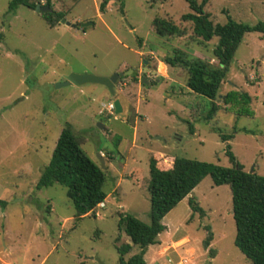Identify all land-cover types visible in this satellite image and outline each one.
Listing matches in <instances>:
<instances>
[{
	"label": "rangeland",
	"instance_id": "374dc122",
	"mask_svg": "<svg viewBox=\"0 0 264 264\" xmlns=\"http://www.w3.org/2000/svg\"><path fill=\"white\" fill-rule=\"evenodd\" d=\"M11 1L0 0V258L14 264H120L116 240L130 243L120 216L151 223L153 154L231 168L230 145L246 172L264 175V35H245L215 101L219 111L208 120L213 101L187 87L185 69L164 62L185 51L218 65V39L203 44L193 36V24L182 21L192 13L187 0H109L104 12L105 0H53L54 10L76 25L54 28L35 10L10 13ZM205 10L215 25L230 19L264 23V0H208ZM156 18L173 20L187 34L158 36ZM85 23L93 26L84 29ZM129 72L116 85V97L99 84L58 87L71 74L110 78ZM229 94L249 97L244 111L223 101ZM116 100L123 113L110 115L103 105ZM66 124L101 167L102 155L108 177L106 207L76 226L67 188L36 187ZM190 197L204 214L193 212L187 198L165 217L167 231L157 244L169 242L162 250L168 256L160 264H252L235 245L230 186L217 187L208 176ZM209 229L213 254L204 244ZM156 250H146L147 264ZM140 253L133 247L125 260Z\"/></svg>",
	"mask_w": 264,
	"mask_h": 264
},
{
	"label": "trees",
	"instance_id": "16d2710c",
	"mask_svg": "<svg viewBox=\"0 0 264 264\" xmlns=\"http://www.w3.org/2000/svg\"><path fill=\"white\" fill-rule=\"evenodd\" d=\"M108 1L102 3V12L105 11ZM187 2L192 13L182 16V21L193 24V36L203 44L218 39V44L213 50V59L218 65L190 57L185 51H176L164 62L170 67L185 69L188 73L187 87L193 93L213 101L207 118L212 120L219 111L215 101L221 96L222 84L227 79L231 62L240 44L248 33L258 32L264 35V23L249 26L230 19L225 25H215L211 15L205 10L208 0H203L201 3L197 0H187ZM40 3L41 0H12L9 12L15 13L20 7L35 10ZM47 5L53 9V13L42 15L48 25L54 28L65 19L66 14L54 10L53 0H47ZM153 25L157 35L161 37H184L187 34L173 20L156 18ZM223 99L226 104L238 103L243 107L242 111L245 110L243 105L249 104V97L245 94L238 98L229 94ZM222 138L228 142L231 136H222ZM226 153L232 163L231 168L159 153L153 154L150 161L149 187L151 223L148 225L133 215L120 216V231H124L130 239V243L120 245L118 243L121 242V237L116 240L120 264H147L144 258L146 250L149 246L156 245L159 236L167 231L163 220L185 199L189 198L193 212L204 214L190 196L208 176L212 178L215 186L228 185L231 188L237 229L236 247L252 264H264V175L258 174L255 170L246 172L230 145L227 146ZM107 181L106 172L89 157L83 149L80 138L74 134L72 127L66 124L52 159L44 168L36 187L44 189L59 184L67 188V196L76 210L74 219L76 226L88 215L96 216L97 208L108 198V193L105 191ZM212 240L213 235L209 229L204 244L210 249L211 254H213ZM133 247H139L141 253L126 261L125 257L133 251Z\"/></svg>",
	"mask_w": 264,
	"mask_h": 264
},
{
	"label": "water",
	"instance_id": "95a60500",
	"mask_svg": "<svg viewBox=\"0 0 264 264\" xmlns=\"http://www.w3.org/2000/svg\"><path fill=\"white\" fill-rule=\"evenodd\" d=\"M35 11L39 14L53 13V9L49 5H42V4H38L36 6ZM61 23L67 26L76 27V25H72L66 19H63ZM90 26H93V23H85L82 25V28L85 29ZM131 73L132 72L119 73V74H115L114 76L110 78H104V77H99V76H94V75H89V74H71L68 77H66L65 83L58 85V87L69 86L71 84L77 87H83L87 84H99V85L105 86L111 93L112 97H116V89H115L116 85L121 79L127 76H130ZM143 82L145 83V79L143 80ZM114 105L116 108V115H121L123 113V107H122L121 102L119 100H116L114 102ZM99 159L102 163V169L104 170L106 168V163L101 154L99 155Z\"/></svg>",
	"mask_w": 264,
	"mask_h": 264
},
{
	"label": "crops",
	"instance_id": "0c3cea01",
	"mask_svg": "<svg viewBox=\"0 0 264 264\" xmlns=\"http://www.w3.org/2000/svg\"><path fill=\"white\" fill-rule=\"evenodd\" d=\"M107 200H108V198L106 199V201L103 204H101L100 207L105 206ZM168 243H169L168 241L167 242L163 241V244L161 246L158 245V244L152 245L153 247H155L157 249L155 252L152 253V258L151 259H152V263L153 264H160L162 261H164L167 258L168 255H165V253L163 254L162 250L164 249L163 247H165V245H167ZM150 247L151 246L148 247V249H147L148 251H150ZM188 252L189 253H193L194 251H193V249H191ZM0 262H1V264H14L13 262L5 260V259H2V258H0ZM171 262H172V260L169 259L168 263H171ZM189 262L190 261L188 259H180L177 264H183V263L189 264Z\"/></svg>",
	"mask_w": 264,
	"mask_h": 264
},
{
	"label": "built area",
	"instance_id": "2783aa9c",
	"mask_svg": "<svg viewBox=\"0 0 264 264\" xmlns=\"http://www.w3.org/2000/svg\"><path fill=\"white\" fill-rule=\"evenodd\" d=\"M103 108L106 112H108L110 115H115L116 114V108H115V105L114 103H110L108 104L107 106L106 105H103ZM104 111H102L103 113ZM101 206V205H100Z\"/></svg>",
	"mask_w": 264,
	"mask_h": 264
}]
</instances>
